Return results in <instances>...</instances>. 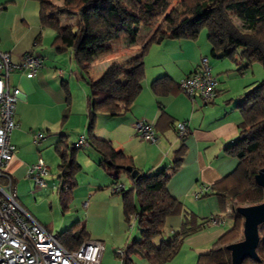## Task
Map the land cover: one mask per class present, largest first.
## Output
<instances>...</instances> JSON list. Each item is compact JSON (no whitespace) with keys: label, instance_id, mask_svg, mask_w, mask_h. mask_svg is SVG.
I'll list each match as a JSON object with an SVG mask.
<instances>
[{"label":"trees","instance_id":"1","mask_svg":"<svg viewBox=\"0 0 264 264\" xmlns=\"http://www.w3.org/2000/svg\"><path fill=\"white\" fill-rule=\"evenodd\" d=\"M33 1L38 6L40 26L54 31L51 41L54 51L69 50L83 70L96 58L112 52L115 45L134 44L141 29L150 31L138 55L124 62H112L95 81L86 79L90 132L98 113L118 115L138 95L144 77L143 57L153 43L176 38L193 40L205 28L212 56L239 61L240 69L252 63L264 68V0H61L60 5L51 0ZM63 10L68 16L76 14L75 29L71 24L60 22ZM233 18L239 20L240 26L234 24ZM172 84L169 77L162 76L152 82L151 89L161 94ZM237 108L241 114L238 137L225 151L238 159V165L226 177L224 189L215 192L219 213L231 214L233 224L207 253L198 256L197 264H231L226 245L242 239L243 227V219L235 208L263 200V190L254 182V175L264 170V79L244 93ZM89 145L100 154L99 165L111 173L112 184L120 182L121 172H126L130 178L128 187L114 193L121 196L126 225L135 221L138 235L125 244L122 254L115 252L121 264H135L132 254L145 257L151 264H164L177 254L185 237L205 229L208 218L183 214L181 203L166 189L169 178L177 171V161L168 170L138 172V177H131L125 167L135 169L132 158L117 150L111 141L93 137ZM79 148L66 136H61L54 148L59 171L57 195L63 211L76 186L75 175L80 167L75 156ZM175 215L182 218L179 232L155 245L153 240L163 233L167 218ZM258 232L256 252L260 260L246 258L242 264H264V222ZM88 238L84 222H75L57 234L59 243L67 250L77 249Z\"/></svg>","mask_w":264,"mask_h":264},{"label":"crops","instance_id":"2","mask_svg":"<svg viewBox=\"0 0 264 264\" xmlns=\"http://www.w3.org/2000/svg\"><path fill=\"white\" fill-rule=\"evenodd\" d=\"M8 2L11 0H0V6L5 7ZM38 24L39 20L37 19V23L32 25L36 28ZM39 27L42 28L40 24ZM142 31L144 35L142 41L139 42L140 45H138V39L134 44L122 42L113 50L120 54L117 56L118 58H111L95 68L92 67L93 60L90 66L84 69L88 79L97 80L112 62H123L138 55L139 47L150 33L146 29H141ZM26 37L27 34L22 40H25ZM38 38L39 36L35 43L38 42ZM0 48L11 52L13 57L22 52L33 53V50H27L29 48L22 47L20 43L13 46L3 45ZM35 55L42 58L43 66L33 77H26L19 71L12 73L15 77L13 80L10 79L12 74L9 77L10 85L19 88L21 92V97L15 106L14 118L17 127L10 135V142L14 146V155L7 167V174L11 179V187L8 189L14 199L35 221L50 231L53 224H42L33 211L27 210L21 205L14 190L17 185L23 183L21 180L29 178L26 175L27 167L39 157L50 164L56 163V177L58 176V158L54 148L61 136L67 137L65 134H69L71 128L87 131V133L84 131L86 134L81 133V135H84L89 142L93 137L111 141L117 150L132 158L133 167L140 173L168 170L177 161V171L166 184L168 193L181 203L183 214L194 215L197 218L215 217L219 223H208L204 230L185 237L177 254L164 264H196L198 256L207 253L216 239L225 231L221 226L223 219L215 215L216 212H214L216 209L219 212V202L215 192L224 189L223 187L227 184L226 177L238 165V159L227 154L225 149L238 137L241 114L237 104L241 101L244 93L258 82V80H254L255 76H249L247 71L254 63L240 69L242 66L239 61L234 62L226 57L212 56L211 45L206 37L204 39L197 37L193 40L164 39L160 43H153L143 57L144 77L138 95L130 106L118 115L98 113L96 121L101 124L98 126L99 128H95L96 124L90 132L88 125L86 126L89 95V87L86 85L81 86L80 93L82 95L76 101L77 103L73 102L65 109L58 108L54 119L51 115V118H41L35 124L30 122L29 117L35 113L33 108L35 103L37 101L47 102L49 98L47 90H52L58 80V75L52 72L49 61L46 63L44 60L46 57L39 52ZM202 57L208 58L211 72L217 78L216 96L208 103L201 100L190 101L189 97L177 85L181 79L198 67ZM258 74H261V69H258ZM59 76H62L61 70ZM162 76L169 77L173 84L167 91L156 94L151 89V84ZM73 113L79 114L77 120H70V115ZM64 115H66L65 122L64 119L62 120V116L65 118ZM140 119L152 125L156 134L155 142H146L138 136L133 125ZM60 121L66 125L65 132L62 130L64 124L62 127L60 126L61 129L58 128ZM179 122L185 123L184 136L178 134L177 124ZM54 125L55 128H53ZM56 128L59 130L56 131ZM35 130L44 133L45 137L34 141L32 135L37 132ZM78 137L74 140L75 143ZM75 157L80 168L75 175L76 186L72 190L71 199L74 197L75 188L79 185L83 191H78L75 195L79 196L78 200L80 199L81 205L77 207L76 214L66 220L55 234L57 235L75 222H84L89 238L101 240L104 249L108 247L114 252L116 249H124L125 244L135 240L138 235L136 233L130 240L132 233L128 232V226L124 221L121 196L110 191V185L114 182V178L110 172L99 165L101 156L92 146L84 147V151L77 153ZM51 170H53L52 166L49 171ZM118 181L121 182L120 177ZM0 183L5 185V179H1ZM53 184L55 185L56 199L49 200V205L57 204V207L60 208L57 195L58 181ZM48 186L46 181V187L39 188L44 189ZM202 187H208L209 191L197 196V192ZM47 199L48 197H42V200ZM71 199L65 214L70 209ZM84 202H87L86 206H84ZM181 221V216L177 215L167 218L164 231L161 234L167 239L158 235L153 240L154 244L158 245L161 241L168 240L173 234L178 233ZM131 258L135 264H151L145 257L137 254H132Z\"/></svg>","mask_w":264,"mask_h":264},{"label":"built area","instance_id":"3","mask_svg":"<svg viewBox=\"0 0 264 264\" xmlns=\"http://www.w3.org/2000/svg\"><path fill=\"white\" fill-rule=\"evenodd\" d=\"M43 66L42 58L29 51L13 57L11 52L0 48V264H101L104 250L99 239L88 238L77 249L67 250L58 241L57 235L48 232L35 221L14 199L10 189L11 179L7 167L14 155V146L10 135L17 127L15 121L16 102L21 97L19 88L10 85L9 77L13 72H21L26 77H33ZM179 88L189 97L190 101L211 102L216 96L217 78L212 74L207 57H202L198 67L178 82ZM133 128L138 136L146 142H155L156 134L152 125L142 119L137 120ZM184 122L177 124V131L184 136ZM34 141L43 139L44 133H34ZM76 146L87 147L89 141L79 135ZM50 167L38 158L27 167L26 175L38 187H46L45 177ZM125 188L121 182L112 184L110 191L118 193ZM209 191L202 187L198 195ZM87 202H84V206ZM133 221V220H132ZM208 223L218 224L215 217H209ZM132 226V224H130ZM122 254V249H116Z\"/></svg>","mask_w":264,"mask_h":264},{"label":"rangeland","instance_id":"4","mask_svg":"<svg viewBox=\"0 0 264 264\" xmlns=\"http://www.w3.org/2000/svg\"><path fill=\"white\" fill-rule=\"evenodd\" d=\"M51 1L56 5L61 4V0H51ZM175 7H178L177 4L175 5ZM37 8H38L37 3L33 0H11V2H8L5 7H2V6L0 7V47H3V45L13 46V45H16L17 43H20L22 47H28L29 49L27 50H33V53L35 52V54L39 52L40 54L46 57L44 59L46 63H48L49 61V65L52 66V72L58 75V80L55 86H53L52 90H47L49 94L48 101L45 103L42 101H37L33 107L35 113L29 117L30 118L29 120L30 122H33L34 124L40 121L41 118L50 117L51 115H53V119H54L56 117V111L58 110V108L65 109V107L70 106L71 103L73 102L77 103L76 101L79 100L80 96L82 95L80 93L81 86L83 87V85H86L88 87L87 82H86V79H88V76L85 70L77 66V64L75 63L72 57L71 52L68 50L62 53H56L54 49L52 48L51 41L54 36V31L51 30L50 28H40L39 24L36 26V28L33 27L32 24H36L37 19H38L37 18ZM76 17H77L76 14L68 16L64 10L62 11V14L59 15V19L61 23L71 24L73 25L74 29L76 27ZM233 22L235 25L240 26V22L238 19L233 18ZM25 34H27V37L25 38V40H22L23 37H25ZM143 35H144V32L143 31L141 32L140 30L139 35H138V45H140L139 42L142 41ZM36 36L37 37L39 36L37 40L38 42L36 41L37 43H35V40L37 38ZM198 37L200 39H204V37H206L205 28H203L199 32ZM116 48H117V45L114 46V49ZM118 55L120 56L119 53L117 54L112 51L109 54L98 57L93 61L92 67L95 68L99 64L101 65L111 58H116ZM211 60L213 61L214 59L212 58ZM258 69H261V74H258ZM60 70L62 71V76H59ZM247 71L249 73V76H255L256 79L254 80H258V82L264 79V68L259 63L252 64L250 68L247 69ZM14 78L15 77L12 74L10 79L13 80ZM47 84H50V83H47ZM66 91L68 92V95H69L68 101L66 100L67 98ZM76 107H77V104H76ZM66 115H64L65 116L64 122L66 120ZM78 118H79V114L73 113L72 115H70V120H73V119L77 120ZM62 119H63V116H62ZM64 122L60 121L58 128L61 129ZM87 122H86V126H87ZM96 122H95V125L97 124V126L95 128H99L98 126L101 123L100 122L96 123ZM65 126L66 125L64 124L62 127L63 131H64ZM82 127L83 126L81 125V128ZM53 128H55V125L53 126ZM58 130L59 129L56 128V131ZM84 131L85 130L83 129L76 130L75 128H71L69 130V134H65V135H67L66 138L68 139L70 143L71 142L75 143L74 140L79 135H81V133H85V132L87 133V131L85 132ZM80 148L77 150L76 154L84 151L83 147H80ZM46 163L49 167L52 166V169H53L49 171L48 175L45 177V180L49 184L47 188H44V189L39 188L34 183L33 180H30L29 178H27L25 180H21V182L23 183H21V185H17L14 192L17 197V200H19L21 205L27 210L33 211L37 215L38 220L42 224L44 225H46L47 223L53 224L50 231L49 230L48 231L52 234H55L56 231H58L59 228L63 226L66 220L70 219L76 214L77 207L81 205V202L79 201L80 199L78 200L79 196L76 197L75 194L78 191H83V188H81L79 185L75 188L76 190L73 193L74 197L73 199H71V202L69 205L70 209L69 211H67L68 213L65 214L66 211H62L61 207L60 208L57 207V204H53L50 206L49 200L53 201L56 199L55 185L53 184V182L56 183L58 181L56 177L57 169H56V163L50 164L48 161ZM119 177H120L121 182H123V184L126 187H128L130 183V178L128 174L126 172H121ZM40 191H44V192L40 193ZM42 197L43 198L48 197V199L42 200ZM214 212H216L215 215L220 216L223 219V224L221 225L222 228L227 230L232 226L233 216L231 214L219 213L217 209ZM131 224L133 225V227L128 226V229H127L128 232L130 231V233H132L130 240L132 236H134L137 233L136 227H135L136 226L135 221H131ZM160 237H164V236L160 235ZM164 238L167 239L166 237ZM195 262L197 264V261ZM101 264H120V259L115 255L114 251H111L109 250L108 247H105L103 254H102V258H101ZM176 264H179V263H176Z\"/></svg>","mask_w":264,"mask_h":264},{"label":"water","instance_id":"5","mask_svg":"<svg viewBox=\"0 0 264 264\" xmlns=\"http://www.w3.org/2000/svg\"><path fill=\"white\" fill-rule=\"evenodd\" d=\"M131 177H138V170L125 167ZM254 182L263 190V200L252 205L237 206L235 212L243 219L242 239L226 245L230 253L231 264H242L244 259L259 261L256 247L259 242L258 227L264 222V170L254 175Z\"/></svg>","mask_w":264,"mask_h":264}]
</instances>
